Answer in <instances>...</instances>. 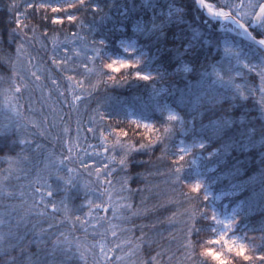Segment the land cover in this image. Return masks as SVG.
<instances>
[{
	"label": "trees",
	"instance_id": "obj_1",
	"mask_svg": "<svg viewBox=\"0 0 264 264\" xmlns=\"http://www.w3.org/2000/svg\"><path fill=\"white\" fill-rule=\"evenodd\" d=\"M204 1L238 19L249 2ZM240 34L195 0H0V264H187L192 225L197 253L247 264L209 244L228 237L260 264L264 51ZM90 147L101 174L83 167Z\"/></svg>",
	"mask_w": 264,
	"mask_h": 264
},
{
	"label": "snow or ice",
	"instance_id": "obj_2",
	"mask_svg": "<svg viewBox=\"0 0 264 264\" xmlns=\"http://www.w3.org/2000/svg\"><path fill=\"white\" fill-rule=\"evenodd\" d=\"M85 2V0H80V3L83 4ZM201 3L203 4L204 3V0H201ZM12 7H16L14 4L12 5ZM70 9L71 8H76L77 5L73 4V5H70L69 6ZM209 7V11L211 12L212 9H211V6H208ZM247 7L248 9H250L251 11L250 12H244V8ZM256 9H258V13L256 11ZM41 10L43 11V7L41 8ZM49 10V9H48ZM51 12L52 13H63L65 11L64 8H61V7H53V8H50ZM239 11H240V16L241 18H236V16H234L232 13L230 12H213L212 14L213 15H216V16H221L225 19H229V18H232L235 20L236 23L240 24V27L241 28H245L246 29V24L244 23H241L242 19L244 17H249V19L251 18H255L256 20L258 21H264V4H260V5H254L251 0H249L248 4L245 6L243 3H241L239 5ZM76 17L75 16H68L67 17V21L69 23H72L73 21H75ZM248 19V20H249ZM54 23L56 24H63L65 21L64 19H60V18H57L53 21ZM26 35V34H25ZM33 40L36 39V35L34 34L33 37H32ZM56 49H54L55 51ZM117 63H119V67H113V64H109L108 67L110 69H112L113 71L115 72H120L121 68H130L132 67L133 65L132 64H129V63H124V62H120L118 61ZM261 77H264V73H261L260 74ZM31 76L34 77L37 81H39L41 79V75L38 74L36 71H32L31 72ZM139 79H144V80H148L150 79V77L148 76H138ZM45 79H47V77H45ZM52 83L55 84L56 81H55V78L52 79ZM17 92L20 91L19 88L16 89ZM41 93H43V89H41ZM59 95V93H58ZM50 98V97H49ZM40 103H43V99L41 101H38ZM50 107H52L50 105ZM169 119H175V117H170ZM35 123V122H34ZM145 127H147V125H145ZM47 131V129L45 130ZM87 131H95L93 128L89 127L87 129ZM25 143H27V139H25L24 141ZM143 147V145L141 146ZM37 150H39V148H37ZM69 151H71V149H69ZM87 154V153H85ZM185 159L184 156H180L179 157V161L180 162H183ZM60 163H63V161H60ZM82 163H84L82 161ZM121 164H124L125 161L124 160H121L120 161ZM84 166L87 167V164L84 163ZM105 167H107V164H105ZM181 168L180 167H177L175 169V173L179 174ZM70 171H75L74 169H70ZM56 174L59 175V170L57 169L56 170ZM50 177V174L49 176H45L43 177V182L45 184H47L48 182V179ZM61 179H63V177H60ZM68 183H71V179H69L67 181ZM123 181H121V184L123 185ZM87 186V185H86ZM200 185L199 184H196L195 187H194V191H197L199 192L200 191ZM50 188V186H49ZM52 191L49 190L47 192V195L48 196H52ZM41 204H44L43 200H41ZM44 207L46 208L47 205H44ZM39 215L43 216L44 213L43 212H40ZM89 215H91V213H89ZM97 219H99V217H97ZM213 219H215V217H213ZM85 223H89V221H85ZM194 225L191 226V228H187L185 229V240L187 241V243H185L183 245V248L181 249L182 251H184L185 253V256L188 259L187 261V264H198V258L200 255H203V256H207V257H210L212 259H214L216 261V264H229V262L227 260L224 259V256H223V253L221 252H218V251H212V250H208L206 252H202V253H197V247H196V244L194 242V239H193V230H194ZM228 228H231V225H227ZM43 233V231H42ZM115 235V233H113ZM2 238V237H0ZM56 243L57 244H60V240L59 238L56 239ZM209 244H221L225 247H227V251L231 254L233 253L234 251V255L236 257H239L241 258L243 261L247 262V264H251V262L256 259V257L252 256V255H249V246L247 244H244V243H240L238 240H233V239H229L228 237H223L222 239H216V240H210L209 241ZM101 253L104 252V248L101 247L100 249ZM105 259H107V257H105ZM259 261H260V264H264V255H261L259 256Z\"/></svg>",
	"mask_w": 264,
	"mask_h": 264
},
{
	"label": "rangeland",
	"instance_id": "obj_3",
	"mask_svg": "<svg viewBox=\"0 0 264 264\" xmlns=\"http://www.w3.org/2000/svg\"><path fill=\"white\" fill-rule=\"evenodd\" d=\"M262 29H264V22H263ZM73 54H78V52L77 51L73 52ZM69 57H70V51L67 49L59 51L57 53V58H58L60 64L63 63V60H66L68 63ZM99 152L100 151H98L95 148H92V147L88 148V151L85 152L87 154H85V158H84V163L87 164V167H85L84 164H83V167L89 171L94 172V173L101 174L100 172L103 171V169L105 167V163H104L103 158L100 156ZM59 185H62V184H60V182H59ZM59 185H57V184L49 185L48 184L46 187H44L43 185L41 187L43 188V191L51 190L53 193L55 190L58 189ZM49 186H50V188H49ZM68 200L69 199H67V203H68ZM66 206H67V204L61 203L60 209L64 210L66 212V210L70 209L68 206L67 207Z\"/></svg>",
	"mask_w": 264,
	"mask_h": 264
},
{
	"label": "water",
	"instance_id": "obj_4",
	"mask_svg": "<svg viewBox=\"0 0 264 264\" xmlns=\"http://www.w3.org/2000/svg\"><path fill=\"white\" fill-rule=\"evenodd\" d=\"M198 9L201 11V13L207 17L209 20H212L214 22H218V23H222V24H229L232 25L236 28H238L241 31V37L247 41L248 43L253 44L254 46H256L257 48L261 49L262 51H264V39L262 38H257L254 36V34L252 33L251 29L248 27V25H246V29L245 28H241L240 24L236 23L234 19L229 18V19H225L221 16H216L213 15V12H219V11H215L214 9H212V11H209V4L206 3L204 1V3H201V0H195ZM237 18V17H236ZM241 23H244L241 21ZM260 23V21L256 20L254 18L253 24L254 25H258ZM245 24V23H244Z\"/></svg>",
	"mask_w": 264,
	"mask_h": 264
},
{
	"label": "bare ground",
	"instance_id": "obj_5",
	"mask_svg": "<svg viewBox=\"0 0 264 264\" xmlns=\"http://www.w3.org/2000/svg\"><path fill=\"white\" fill-rule=\"evenodd\" d=\"M261 22V21H260Z\"/></svg>",
	"mask_w": 264,
	"mask_h": 264
}]
</instances>
